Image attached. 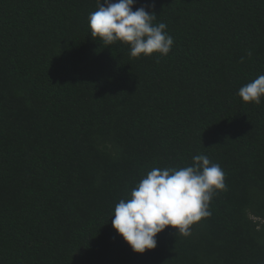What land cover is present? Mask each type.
I'll list each match as a JSON object with an SVG mask.
<instances>
[{"label":"trees","instance_id":"1","mask_svg":"<svg viewBox=\"0 0 264 264\" xmlns=\"http://www.w3.org/2000/svg\"><path fill=\"white\" fill-rule=\"evenodd\" d=\"M141 6L166 56L92 38L96 0H0V264H264V97L238 95L264 75V0ZM198 154L225 173L211 214L133 252L115 205Z\"/></svg>","mask_w":264,"mask_h":264},{"label":"clouds","instance_id":"2","mask_svg":"<svg viewBox=\"0 0 264 264\" xmlns=\"http://www.w3.org/2000/svg\"><path fill=\"white\" fill-rule=\"evenodd\" d=\"M88 26L92 38L105 45L128 44L130 55H167L174 43L165 23L153 24L156 14L141 6L133 11L135 0H96ZM243 102L260 104L264 97V75L242 86ZM225 173L204 154L192 157L190 166L153 168L114 208L111 222L133 252L143 254L157 246L156 236L166 227L175 235H191L190 226L209 216V202L216 190L225 189Z\"/></svg>","mask_w":264,"mask_h":264}]
</instances>
